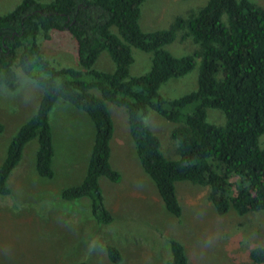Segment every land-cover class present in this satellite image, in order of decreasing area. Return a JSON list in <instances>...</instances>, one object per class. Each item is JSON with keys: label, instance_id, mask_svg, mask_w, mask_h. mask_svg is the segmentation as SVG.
Masks as SVG:
<instances>
[{"label": "trees", "instance_id": "1", "mask_svg": "<svg viewBox=\"0 0 264 264\" xmlns=\"http://www.w3.org/2000/svg\"><path fill=\"white\" fill-rule=\"evenodd\" d=\"M142 1L20 0L0 14V86L14 88L13 67L17 66L41 89L34 113L6 145L0 163V197L9 193L7 177L32 138L37 142L36 173L52 176L48 112L56 100H62L84 112L94 132L81 182L62 189L59 197L66 201L88 197L94 220L111 224L113 218L98 184L100 176L111 182L120 178L108 160L109 102L124 109L137 160L170 214L181 215L174 189V182L181 180L205 186L206 199L218 215L229 208L238 215L264 211V147L257 145L264 133V8L250 0H206L186 17L175 16L167 28L144 32L138 24ZM50 30L71 35L78 67L54 66L44 57L37 35L47 39ZM178 31L199 49L183 56L165 50L164 44ZM131 47L150 53L147 72L128 74ZM103 50L114 65L112 71L93 68ZM195 58H199L195 89L173 98L162 97L159 85L188 73ZM93 88L98 96L89 91ZM186 106L190 111L183 114ZM207 108L220 110L224 123L207 122ZM149 110L180 123L170 131L178 158L168 159L161 153L157 136L143 120ZM167 245L164 264H187L180 242L168 238ZM105 254L111 263L121 259L111 244L106 245ZM247 258L264 264V246L252 247Z\"/></svg>", "mask_w": 264, "mask_h": 264}, {"label": "rangeland", "instance_id": "2", "mask_svg": "<svg viewBox=\"0 0 264 264\" xmlns=\"http://www.w3.org/2000/svg\"><path fill=\"white\" fill-rule=\"evenodd\" d=\"M20 0H0V14L11 10ZM264 8V0H250ZM206 0H143L138 24L141 31L165 29L175 16L186 17ZM111 31L116 33L113 26ZM47 39L37 35L44 57L54 66L78 67L75 42L67 31L48 32ZM163 48L173 56L192 54L198 44L182 32ZM130 76L150 67V53L131 47ZM199 58L185 75L161 83L158 93L173 98L196 87ZM113 63L101 51L93 68L112 71ZM15 86H0V163L5 148L18 126L34 113L41 89L19 67H13ZM34 72L36 69L33 70ZM98 96L96 89L89 90ZM112 121L109 139V164L119 181L98 178L102 201L113 220L99 224L89 212L88 197L62 200V189L81 182L93 139V125L87 115L67 102L56 100L48 112L53 156L52 176L40 177L34 169L35 138L27 141L17 164L7 177L9 193L0 197V264H164L169 255L167 239L180 242L187 264H254L247 258L254 246H264V211L243 215L229 208L215 213L206 199L205 186L181 180L174 182L180 217L170 214L161 203L152 180L142 170L127 132L122 107L106 102ZM190 106L182 113L190 111ZM206 121L222 125L220 110L207 108ZM145 124L157 136L165 158L176 159V141L171 129L180 123L168 121L149 110ZM264 147V133L257 138ZM234 190L233 187L231 189ZM111 244L120 261L111 263L105 247Z\"/></svg>", "mask_w": 264, "mask_h": 264}, {"label": "crops", "instance_id": "3", "mask_svg": "<svg viewBox=\"0 0 264 264\" xmlns=\"http://www.w3.org/2000/svg\"><path fill=\"white\" fill-rule=\"evenodd\" d=\"M126 124H127V122H126ZM127 132H128V129H127ZM129 135V134H128Z\"/></svg>", "mask_w": 264, "mask_h": 264}]
</instances>
